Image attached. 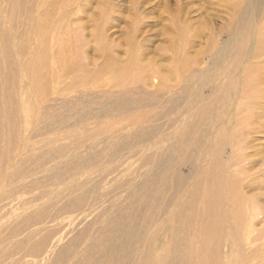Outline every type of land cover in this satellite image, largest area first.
<instances>
[{"label": "bare ground", "instance_id": "bare-ground-1", "mask_svg": "<svg viewBox=\"0 0 264 264\" xmlns=\"http://www.w3.org/2000/svg\"><path fill=\"white\" fill-rule=\"evenodd\" d=\"M4 1L7 2V6H5L10 12L5 19V24L9 25V27L16 26L15 20L19 17L17 9L25 0ZM46 1L47 3L45 4ZM46 1H43L44 5H42L40 17H27V28L30 34H22L23 30H21V33L14 34L13 37L15 40L17 38L16 41L19 42V44L13 45L15 47L10 46V41L12 40L8 34L9 32L2 31L1 24L4 22L1 19L2 9L0 10V57H4L2 60H5L0 62V77L4 75L1 86L8 88L5 87L6 82L15 79L10 92L0 94V145L2 147H0V172L1 168L9 160L11 147L15 145V135L20 130L24 132L23 136L27 132H30V134L32 132V136L38 134L40 136L41 134L47 135L52 132L59 134L61 129H70L75 136L80 135L74 140H70L69 143L59 144L55 151H50V155H53L54 159H59L60 162L48 169L51 170V175L48 179L53 181L52 185H55L60 184L62 181L61 177L64 174H67L66 177L68 178L73 177V193L75 194V196H68L70 199L66 200L58 209L52 208V210L56 212V215L70 213L67 216L69 217L67 218L69 226H79L84 222V219L80 220L77 216L71 218L73 213H78V216L86 218L92 213L90 210H93L96 206L98 207V212L90 223L79 230L72 240L58 250L53 264H222L219 253L223 247L226 248V253L228 254L225 258V264H253L259 252L253 249L250 253L245 254L241 247L240 233L242 228L246 226V218L249 215L255 218L260 213H263L264 216V210L262 211V208L254 206L253 203L256 201L253 198L254 196H247L246 192L243 191V186H241L242 179L237 182L230 181V178H227V180L222 182L219 177L220 173L223 175L224 167L220 164L219 155H216L218 150L213 151L208 146L209 143H212V148L220 142L224 144L226 136L231 135V132L227 133V121L221 115V108H218L219 110L217 111V103L221 101L224 104L223 109L225 111L228 110L230 113L233 95L243 100H249V102L253 100L254 95L256 97L258 95L262 96L256 98L254 103L252 102L253 106L251 108L249 102L246 105L242 102L243 106H245H240V109L243 113V117L241 116L243 120H250L247 126L254 133H264V124L261 122L264 116V109L261 105V103L264 104V60H261L264 57V43L256 44L254 49L252 47L253 50L250 48L251 51L247 50V46L244 49L242 45H239V47L233 49L234 54L232 56L229 55L230 57H227L222 54L218 55L217 58L215 57L216 67H220L222 60L225 62L227 61L226 59L232 57L233 61L231 67L225 69V71H228L224 73V76L229 79L223 89L225 90L224 95L215 99L214 103H207L200 95L203 85L206 86V84H203L202 81L199 83L200 78L207 75V73L201 71L200 77L198 75L196 77L197 81L184 76L186 73H184L182 68L187 66L189 68V65H187L189 62L186 58L180 59L179 57L177 59L176 57L172 62L176 73L172 74L170 69L155 66L153 59L146 58V53H143V47L137 45L131 38H127L124 42L126 59L124 62H118L115 57V47H112L104 37L107 28L105 29L103 23H100L97 27L95 26L93 31V43L96 47V53L103 63L93 67L92 70L85 69V65L83 69V66L78 62L79 46L75 42L80 41V39L77 38L71 29H66L67 36L62 35L55 40L60 46L57 52L56 50L47 49L49 42L47 30L50 32L53 27V22H49L48 19L52 20V10L57 6V0ZM263 1L247 0L246 8L251 11L249 14L252 15L254 9L259 8ZM218 2L225 10L233 13L236 9L235 7L239 8L242 0H234L231 8L227 6L226 0H218ZM48 4H51V6ZM105 11L107 10L102 11L103 16L100 14L102 17L100 16L98 19L101 20L106 17L107 13ZM252 16L253 22L248 25H241L240 20H237L238 24L235 26V34L228 41L232 47L238 46L239 41L253 33L256 20L254 21V15ZM130 31L131 33L133 32L132 30ZM172 33L174 34V32ZM7 34L10 39L6 36ZM179 34L183 35L181 30ZM31 36H36L37 43H41V48L39 45L35 51L29 52L27 42ZM177 38L180 37L177 36ZM51 40L54 41L52 37ZM241 47H243L242 50ZM139 49L141 50L140 52H138ZM13 50H15V53H11ZM240 53L243 57L252 53V56L249 55L251 57L250 61L256 60V63L246 66L243 70L241 83L244 88L239 90L236 89L237 81L234 79L235 76L232 75V72L239 66L242 59V56L239 55ZM11 56H15L19 61V64L15 67L12 66ZM54 68L60 71L54 82L58 80L62 83L64 78H69L71 80L69 89H73L76 85L84 86L86 83L88 85L99 83V81L102 83V80L105 79L104 77L108 76V82L113 93H108L104 99H99V101L97 98L92 97L88 103L85 100L83 101L82 97H78L77 104L68 105V108L60 106L62 109L60 112L48 111L45 106V98L49 94L50 83L53 79V76L50 75H52L51 71ZM162 71H165L166 74H162ZM190 76L193 77V74ZM255 76V88L250 86L249 89L247 85L253 84L252 80ZM154 78H158L164 89L171 94L162 105V102L159 103L158 101L160 98L159 94L148 93L142 89L143 92L130 93L137 89L136 85L138 83L151 86V84H154L152 83ZM176 78H183L184 85H182L180 93H174V90L169 89L170 86H168L169 82H173L172 86L175 85ZM177 83L180 82L178 81ZM256 86H263V88L257 90ZM149 96L151 97L150 99ZM203 101L206 105L202 104ZM13 104L22 106L21 110L24 115L21 119L19 116L15 117L13 111L16 108L11 107ZM157 105L161 106L160 113L155 115L138 113V111L140 112L145 108H154ZM175 113L186 114L187 117H190V120L187 119L184 123H180L182 122L180 115H175L176 117L171 119L170 115ZM161 118L171 119L168 123L173 126L174 134L165 135L166 132L162 133V125L158 126L155 124ZM188 121H190V124ZM218 122L219 124L216 127ZM152 123L155 125H152ZM212 129H214L215 135L211 142H207L205 137L209 134L211 137ZM221 129H224L225 133L221 134V131L217 134V131ZM158 133H160V143L156 142L153 152L140 154L139 157L135 155L139 161V169L147 167L150 163L152 164L151 167H147L149 170L145 171L146 173L150 172L149 178L137 184L130 179H123L126 178L127 172L120 173L115 180L114 190L108 192L106 190L107 185L110 183L108 179L122 164H127L128 162H125L131 156L127 157L126 155L127 158H125V155H122L117 158V155L123 153L126 147H129V143L135 141L143 143L152 137H159ZM107 134L120 136L121 138L109 146L108 159L103 160L101 163V159L104 156L100 155V150L96 149L101 147L99 145L101 143L99 141L100 137ZM236 135H238V131L234 136L231 135L229 140L232 141ZM65 136L66 139L70 138V135H62L61 133L58 137L55 136L49 141L54 144L55 141L62 140ZM22 137L19 140H22ZM56 138L58 139L56 140ZM241 138L240 136L236 137L237 140ZM242 143L244 151L247 145L244 144L243 140L240 141L239 145H242ZM39 148L30 149V152ZM206 148H208L209 153L204 156L203 162H200V156ZM40 149L42 150L43 148ZM188 150L191 153L189 152L187 159L189 165L195 171V178L190 181L189 189L182 191L184 179L180 177V169L177 170V161L175 159L182 158L183 154ZM155 151H158L156 154L157 158L151 160ZM82 152H85L86 155H81ZM134 152H132V155ZM44 153L49 154V151L45 150ZM208 156L210 160L207 161ZM242 158H244V153L240 152L239 160ZM51 161V158L44 159L40 155L34 162L39 167L48 165ZM115 161L120 162L119 165L105 167V164ZM206 165L208 168H206ZM219 166H221V169ZM217 169H220V171ZM63 170L65 172H60ZM121 172H124V170ZM141 172L143 171L141 170ZM90 173L93 174V178L90 177ZM203 174L207 175L204 178L205 185L197 192V187H201L197 180L201 175L204 176ZM15 175L18 179L24 178V175L19 170L16 171ZM138 176L141 177L140 173H138ZM251 176L249 177V185L255 186L256 178ZM16 178L13 175L12 181L16 180ZM89 178L91 180L84 183ZM0 179L8 180L10 177L4 176L3 178L0 173ZM65 180L67 179L65 178ZM82 183L84 184L82 185ZM84 186L86 187L80 191ZM109 196L113 197V200L107 201L108 205L103 206ZM115 196L117 197L116 199H114ZM199 200L204 202L205 210L208 209L207 219L209 227L204 233L200 232L199 244L201 250L196 252L193 244L189 243V241L182 240L183 242H181L180 239H187L188 231L193 230L191 222L194 219L195 203ZM47 209L40 211L36 215L37 219H31L32 223H28V227H31L33 223H44ZM107 212L110 213L107 214ZM165 214L169 215L168 219H163L162 223L158 224L160 221L159 217ZM217 219L223 220L222 223ZM165 222L167 223L165 224ZM157 225H161L158 231ZM165 225L170 230L167 237L168 227L165 228ZM162 229H164V232L160 234ZM261 229L264 230V227ZM50 232H45L36 243L31 245L30 250L32 252L41 251L44 244H48L56 235L54 233L56 231ZM246 232L248 234L247 230ZM33 234L38 235L39 231L32 232L29 238H32ZM158 235L160 241L156 237ZM241 235L243 236V234ZM165 237L168 240H165ZM59 240H61V237L57 238V242ZM252 241H256V238H253ZM154 252L155 256L153 255Z\"/></svg>", "mask_w": 264, "mask_h": 264}, {"label": "rangeland", "instance_id": "rangeland-1", "mask_svg": "<svg viewBox=\"0 0 264 264\" xmlns=\"http://www.w3.org/2000/svg\"><path fill=\"white\" fill-rule=\"evenodd\" d=\"M43 1L45 2L46 0H25L23 3H21L22 5L17 9V12L19 11V17L16 16V26L13 25V27H9V25L5 24V19L8 14H10L6 7L7 2L4 0H0V10L2 9L1 19L4 22H1V28L2 31L9 32L8 34L9 36H11V40L15 43L14 44L12 41H10L11 47H15L13 45L19 44V42L16 41L17 38L15 40V38L13 37L14 34L16 35L18 33H21V30H23L22 34H30L27 28V17H40L42 5H44ZM246 2L247 0H245V3L244 0H242L239 8L235 7L236 9L232 13L229 10H225L223 6L221 7L218 0H57V6L52 10V20L48 19L49 22H53V27L50 32L49 30H47V34L49 37L47 49L52 51L56 50L57 52L60 46L59 43L55 40L59 36H67L66 29H71L77 36V38L80 39V41L75 42L78 44L77 46H79V55L77 59L78 62L83 66V69L85 65V69L92 70L93 67H96L103 63L102 59L99 58L98 54L96 53V47L93 43V31L95 29V26L97 27L100 23H103L105 29L107 28V31H105L104 33V37L112 45V47H115V57L118 59V62H124V60L126 59V55L124 52L126 46L124 42L127 38H131L137 43V45L142 46L144 49L143 53H146V58L153 59L155 66H161V68L170 69L172 74L176 73V69L173 67L172 63L174 59H176V57L177 59H179V57L180 59L186 58L189 62L187 64L189 65V68L188 66L185 68L181 67L184 73H186L184 74V76L197 81L196 77L197 75L200 77L201 71L203 73H207V75L202 76L199 80V83L202 81L203 84H206V86L203 85V89L200 95L204 100H206L205 102L211 103L215 99L221 98V96L224 95L225 90L223 89L229 79L225 78L224 76V73H227L228 71H225V69H229L233 61L232 57L226 59L227 61L225 62L222 60L220 67H216L217 63L215 62V57L217 58L218 55L222 54L230 57L234 54L233 49L239 47V45H242L244 49L247 46V50L251 51L252 47L254 49L256 44L264 43V1L263 3H261V6L259 5V8H256V10L254 9L255 13L253 12L252 14L254 15V21L256 20L255 29L252 31L253 33L251 35H247L242 41H239L238 46L236 47H232L228 43L229 39L235 34V26H237L238 24V19L240 20L241 25H248L250 22H253V16L249 14L251 11H249V9L247 10ZM46 3L47 1L45 2V4ZM226 4L231 8V5L234 4V0H226ZM48 5L51 6V4ZM103 10H107L105 11L107 14L106 17L100 20L98 18L102 15ZM106 25L108 26L106 27ZM130 30H132L133 32L131 33ZM180 30L182 31L183 35L179 34ZM172 32H174V34ZM8 34L6 36L8 37V39H10ZM177 36H179L180 38H177ZM51 37L52 39H54V41L51 40ZM28 40L29 41L27 42V49L29 52L35 51V49L39 45L41 48V43H37L36 36H31ZM243 47H241V50L243 49ZM140 51L141 50L139 49L138 52ZM11 53H15V50H13V52ZM239 55L242 56L241 53ZM249 55L252 56V53H249ZM249 55H246L244 57L242 56L239 66H237V68H235L232 72V75L235 76L234 79H236L237 81L235 85L237 87H235L236 89L240 90L244 88V85H242L241 83V77H243V70L246 68V66L254 62L256 63V60L250 61L251 57H249ZM3 58L4 57H0V62L5 61L2 60ZM10 58L13 67L19 64V61L15 56H11ZM262 59L264 60V57H262L261 60ZM188 69L190 72L188 71ZM51 72L52 75L50 76H53V79L50 83L49 94L45 98V106L46 109L48 108V111L60 112L62 111L60 106L67 107L71 104H77L78 97H82L83 101L85 100L88 103L92 97L97 98V100L99 101V99H104V97L107 96L108 93H113L111 85L108 82V76L104 77L105 79L102 80V83L101 81H99V83H92V85L94 86H92L91 84L88 85L86 83L84 86L76 85V87H73V89H69V86L71 84V80L69 78H64L62 83L58 80L57 82H54V79L60 74V71H57L54 68V70H52ZM162 74H166V72L162 71ZM192 74L193 77L190 76ZM220 74H222V76H220ZM236 75L239 77H237ZM3 78L4 75H1L0 94L9 93L13 84L15 83V79H13L10 82H6L5 87L8 88H3L1 86ZM178 81L181 84L177 83ZM255 81L256 76L252 80L253 84L247 85V87L249 89L250 86L252 88H255ZM152 83L154 84H151V86H146L142 85V83H138L136 85L137 89L131 91L130 93L137 94L139 91L143 90L147 91L148 93H156L157 95L159 94L160 98L158 99V101L159 103L162 102V105L171 94L168 93V90L164 89L158 78L152 79ZM172 84L173 82L168 83V86H170L169 89L174 90V93H180V89L182 85H184L183 78H178L175 85L172 86ZM256 87L257 90L263 88V86ZM104 89L106 92L104 91ZM233 97L231 99L232 106H230V108L232 110H230V113L228 110L227 112L225 111V109H223L224 104H222L221 101L217 103V111L219 110L218 108H221V115L223 119L227 121V133L231 132V135L234 136L238 131V135H236V137L240 136L242 138L240 140H237L235 137L232 141H230L229 139H231V135H227L226 137L228 139H225L224 144L220 142L212 148V143H209L208 147L213 151L218 150L216 152V155H219L218 159L221 161L220 164L224 167V173L223 175H221L220 173L219 177L222 179V182L227 180V178H230V181L237 182L242 179L243 182L241 186H243V191L246 192L247 196H254L253 198L256 200L253 203L254 206H257L260 209L262 208L261 210L263 211L264 133H254V131H252L249 126H247V123H250V120H243L242 118L243 113L240 109V106L244 107L249 102V100H243L242 98L236 97L234 95ZM259 97L262 96L258 95L256 97V95H254L253 100H250L251 102H249L250 108L251 106H253L252 102L254 103L256 98ZM150 98L151 97L149 96V99ZM63 101L64 103L62 104ZM205 102L203 101L202 104L206 105ZM242 102L245 103L244 106ZM261 105L264 109V104L261 103ZM11 107L14 109L16 108L13 111L15 113V117L19 116L21 119L24 115V112H22L21 110L22 106H16L15 104H13L11 105ZM145 109L140 112L138 111V113L155 115L161 112V106L159 107V105L154 108ZM16 110H18V112H16ZM240 112L242 113V115ZM172 115H170L171 119H174V117L180 115L179 117L182 121L180 123H184L187 119L190 120V117H187V115L183 113H175ZM171 119L161 118L159 121H157V123H155L158 126L162 125V133L166 132L165 135H169L171 133L174 134L173 126H170V124L168 123V121L170 122ZM189 122L190 121H188V123ZM261 122L264 124V116L261 119ZM155 124L152 123V125ZM218 124L219 122L216 124V127L218 126ZM209 125L211 126V124ZM59 132V134L52 132L48 133L47 135L41 134V136L39 134L36 136H32V132L31 134L30 132H27L23 136L24 132L20 130L15 135V145L11 147L9 160L4 165V167L1 168L0 172L1 177H10V179L8 180L0 179V264H53L58 250L61 249L70 240H72L74 235L77 234V232L81 230L85 225L90 223L97 215V206V209L95 207L93 210H90L92 212L90 216H87L86 214V218L78 216V213H73L71 214V218L77 216V218L80 220L84 219V222H82L79 226H69V220L67 219L69 217L67 216L70 213L56 215V212L52 210V208L58 209V207L64 204L66 200L70 199L68 196H75V194L73 193L74 184H72L73 177L68 178L66 177L67 174H64L61 177L62 181L60 182V184L55 185H52L53 181L48 179L51 175V170L48 169L51 166L55 165L57 162H60L59 159H54L53 155H50V151H55L59 144L69 143L70 140H74L75 138L80 136H75L73 131L70 129H61ZM220 132L221 134H224L225 130H218L217 134ZM61 133L62 135H70V138L66 139L65 136L62 140L59 139L58 141H55L54 144L52 143V141H49L52 140L55 136L58 137ZM211 133V137L210 134L205 137V140L207 142L212 141L213 136L215 135L214 129H212ZM159 135L160 133H158V136ZM21 137L22 140H19ZM119 138L121 137L111 134L100 137L99 141L101 143L99 145H101V147L100 149L96 150H100V155L104 156V158L101 159V163L103 162V160L105 161L108 159L107 152L109 146L118 141ZM57 139L58 138H56V140ZM242 140L244 144L247 145L245 146L244 151L242 148L243 143L242 145H239L240 141ZM156 142L160 143V136L156 138L152 137L143 143H138L137 141L129 143V147H126L125 149L126 151L124 150L123 153H119V155H117V158L121 157L122 155H125V158H127L131 155L125 162L128 163L125 165L122 164L120 168L115 173H113L110 179H108L110 183L107 185V188L105 187V185H103L106 190L108 192L114 190L116 184L115 180L117 177H119L120 173L127 172L126 178L123 179H130L132 182L135 181V183L137 184L143 182V180L145 179H148L150 176V172L146 173L145 171L149 170L147 167H151L152 164L150 163L147 165V167L139 169V161L135 155L139 157L140 154L153 152ZM24 144L25 146L23 147ZM32 146H34V148L40 147L43 149L41 150L39 148L38 150L36 149L35 151L30 152V149H34L32 148ZM45 150L49 151V154L44 153ZM133 151L135 152L132 155ZM189 152L191 153V151L188 150L183 154L182 158L178 159L177 157L178 160L175 159V161H177V170L180 169V177L184 179V187L182 191H186L187 189H189L190 181L195 178V171L191 168L187 159L189 156ZM240 152L244 153V158H242L241 160H239ZM157 153L158 151H155L153 153V157L151 158V160L157 158ZM208 153L209 150L208 148H206L203 154L200 156V162ZM53 154L55 153L53 152ZM40 155H42L44 159L51 158L52 161L50 162V164L39 167L36 166L34 161ZM81 155H86V153L82 152ZM208 160H210L209 156L207 158V161ZM119 163L120 162L118 161L110 162L109 164H105V167H112L115 165H119ZM202 165H204V163H202ZM60 168H62V166H60ZM206 168H208V166ZM219 168L221 169V166H219ZM220 169L217 170L220 171ZM17 170H19V172L24 175V178H16L15 173ZM122 170H124V172H121ZM141 170L144 173L141 172ZM60 172L65 171L63 170ZM138 173H140L141 177L138 176ZM13 175L16 178V180L14 181H12ZM203 175L204 176L201 175V177H198L197 181L200 183L201 187H197V192L202 189V186L205 185L204 178L207 175ZM251 175L256 178V187L252 185L253 188L251 185H249V177ZM90 177H94L92 173H90ZM65 178L67 180H65ZM91 178L86 179L84 183L91 180ZM84 183H82V185ZM85 187L86 186L82 187L80 191H82ZM109 197L107 198V200H105L103 206L108 205V202L113 200V197H110V199ZM116 198L117 197L115 196L114 199ZM45 209H47V211L49 210V213L46 211L45 222L33 223L31 227H28L27 224L32 223L31 219L36 218V215L40 211H43ZM194 209V219L191 222L193 230L188 231L187 239L183 238L180 240L181 242L189 241V243L195 246V251L200 252L201 247L199 244V234L200 232L204 233L208 230V209L205 210L204 202L202 200H199L195 203ZM109 213L110 212H107V214ZM168 217V214L159 217L160 221L158 222V224H161L163 219H168ZM248 217L246 218V226L242 228L240 233L242 251L245 254H248L253 249H256L259 252V255L256 258L257 261L255 260L253 264H264V230L261 229L264 227L263 213H260V215H257L255 218L250 217V215ZM217 220L221 223L223 221L221 219ZM166 223L167 222H165V224ZM160 227L161 225H157V231L160 229ZM166 227L168 226L165 225V228ZM246 230L248 231V234ZM34 231H39V234H33L34 236L32 238H29V236L32 234V232L34 233ZM50 231H56L54 232L56 233V235L50 240L48 244H44L41 251L32 252L30 250L31 245L36 243V241H38L39 238L45 234V232ZM169 231L170 230L168 227L166 237L167 235H169ZM163 232L164 229L160 231V234H163ZM241 234H243V236ZM59 237H61V240L57 242V238ZM156 237L158 238V241H160L159 235ZM166 237L165 240H168ZM260 237L262 238V240ZM253 238H256V241H252ZM226 252V248L223 247L222 249H220L219 254L221 256L222 264H225V258L228 255ZM153 255H156L155 252Z\"/></svg>", "mask_w": 264, "mask_h": 264}]
</instances>
